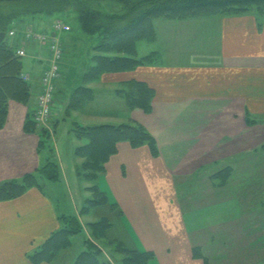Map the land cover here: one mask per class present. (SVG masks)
I'll list each match as a JSON object with an SVG mask.
<instances>
[{"label":"crops","instance_id":"1","mask_svg":"<svg viewBox=\"0 0 264 264\" xmlns=\"http://www.w3.org/2000/svg\"><path fill=\"white\" fill-rule=\"evenodd\" d=\"M66 17L41 16L34 28L49 34L63 49L50 127L55 126V132L64 117L82 111L85 116L93 115L94 107L103 106L107 111L120 104L122 113L109 110L98 115L97 126L140 124L153 135L158 147L154 155L149 145L134 148L129 142H120L117 153L105 165L100 187L117 204L111 207L116 211L111 233L118 225L129 242L114 237L131 249L153 252V264H209L201 234L212 232L221 221H213L211 211L199 212L205 208L195 204L190 210L197 212L185 211L183 201L190 187L192 202L199 200L205 205V190L200 185L206 180L211 184L212 170L216 169V175L228 168L229 159L235 157L231 155L239 153V264H264V225L260 223L264 206L258 201L260 190L254 183L258 174H264V162L240 158L264 148V16L250 13L185 21L155 19L152 40L157 45L167 40L161 51L148 54H158L155 62L103 74L100 80L86 85L93 91L92 101L70 112L73 94L85 86L91 60L83 57L85 65L79 68L72 57L80 37L64 34L69 31H54V22ZM158 23L173 33L164 35ZM90 40L94 50L101 39L95 35ZM13 43L25 50L23 57H29L27 65L23 58L22 62L32 96L26 104L9 103L7 122L0 130V185L20 180L46 161V156L38 153L39 134L27 132L25 123L34 114L42 75L51 67L54 53L47 43L48 47L25 36ZM132 82L144 83L155 92L151 112L129 107L120 91H128ZM90 105L92 110L85 112ZM76 123L90 127L74 121L72 132ZM76 149L73 147L74 156ZM54 150L61 170L59 182H44L42 190L32 188L20 198L0 202V264H32L27 254L61 228L59 218L63 215L78 216L84 226L90 223L82 221L84 215L69 188L71 177H76L91 195L86 190L89 184L77 174L83 160L76 156L72 164L65 165ZM82 192L79 189V194ZM60 196L70 199L65 210L55 204Z\"/></svg>","mask_w":264,"mask_h":264},{"label":"trees","instance_id":"2","mask_svg":"<svg viewBox=\"0 0 264 264\" xmlns=\"http://www.w3.org/2000/svg\"><path fill=\"white\" fill-rule=\"evenodd\" d=\"M6 2L11 4V9L8 13L0 12V34H6L4 41L0 43V130L6 125L10 101L26 104L32 96L31 85L23 78V57L17 53L20 45L14 44L13 38L10 37L13 26L24 24L23 21L27 18L75 15L80 29L85 34L100 36V43L94 47L91 65L84 77L85 86L79 87L73 94L68 108L70 112L69 110L80 109L92 101L93 91L86 85L100 80L103 74L134 70L155 62V54L145 57L137 55L138 42L154 38L155 19L237 16L253 8L264 12V0H0V3ZM114 4L119 5L123 11L113 12L110 6ZM120 92L125 94L130 108L151 112L155 92L146 84L132 82L128 91ZM33 116H28L25 130L39 134L38 153L45 155L46 161L35 172L26 174L20 180L2 183L0 202L20 198L32 188L42 190L44 182L57 183L61 180V170L55 161L50 131L48 128H39ZM73 132L77 139L85 141L75 151V155L83 160L77 167V174L89 184L86 190L91 193L81 211L83 215L88 214L91 208L104 205L115 208L117 205L101 189L100 181L105 173L106 163L117 153L118 143L129 142L134 148L149 145L154 155L158 153L155 138L140 124L84 127L76 123ZM224 172L226 171L216 174L214 178L226 174ZM59 219L61 228L39 248L27 254L32 264H52L62 251L73 246V237L77 235L83 236V249L73 264H110L105 259L104 251V248L108 247L123 256L122 264L154 262L153 252L131 249L116 239L111 233L112 223L107 217L87 224L90 235H87L78 216L63 215Z\"/></svg>","mask_w":264,"mask_h":264},{"label":"rangeland","instance_id":"3","mask_svg":"<svg viewBox=\"0 0 264 264\" xmlns=\"http://www.w3.org/2000/svg\"><path fill=\"white\" fill-rule=\"evenodd\" d=\"M11 4L6 3H0V12L8 13L9 9H11ZM111 10L113 12H122V8L117 5H111ZM12 11V10H11ZM250 13H255L259 15V17L264 16V12L259 11L257 8H253L250 11L240 14L237 16H246ZM41 16H35L32 18H27L23 22L24 24L15 25L14 28L11 29V31H15L16 37H13V41H17V39H22V36L27 34L28 32H33L36 34H41L35 30V22L38 18ZM215 17H229V16H219V15H211V16H197L193 18H186L181 20H171L167 18H157V19H163L165 21H185L190 19H202V18H215ZM34 19V21H33ZM29 20H32L29 22ZM63 23H68L71 27V31L65 32L64 34H67V36H79L78 44L79 47L77 49V53L75 57H72L77 63L79 62V68L84 67L85 63L82 61V58L91 60L94 50H93V43L90 41L89 35H86L79 27L78 19L75 15H70L69 18L66 17L64 20H62ZM55 23V22H54ZM162 23H158L160 31L164 30V35H170L173 33V30L165 29V25H161ZM22 26V27H20ZM203 26V25H202ZM198 27V26H195ZM23 28V29H22ZM35 28V29H34ZM63 33V32H62ZM61 32H58V34H62ZM43 35V34H42ZM20 38H18V37ZM49 36L50 35H46ZM12 40V39H11ZM154 40L149 39H143L138 42L137 44V50H138V57L151 54L153 52H159L161 51L160 48H165L167 40L159 41L158 45ZM46 46L47 44L44 43ZM96 45V44H95ZM48 47V46H47ZM92 47V48H91ZM75 54V53H74ZM157 54V53H156ZM155 54V55H156ZM69 55V54H68ZM158 55V54H157ZM29 57H23V60L25 64L27 65ZM91 62L88 63V65H91ZM61 64V62H60ZM102 102H104L105 96L99 95ZM37 100V97H36ZM93 107H88L84 111H91ZM109 110H115L117 113H122L123 107L118 104L115 107L110 106V108L107 109V111L104 109L103 106L94 107L93 111L95 113L93 115L85 116L83 114V111L79 113L78 115H73L70 118H65L64 120L61 119L59 126L55 128L50 127L49 122L44 125H38L39 128H48L51 135V143L53 148H56V151L58 152V155L63 159L65 165L72 164L74 152L73 147L81 146L85 141L78 140L75 135L72 132V125L74 121L80 122L81 124L85 126H97L100 125L99 120H97L98 115L103 114L104 112H108ZM53 116V114H52ZM34 118V116H33ZM50 121V119H49ZM248 123L252 122V119H249L247 121ZM245 144V143H244ZM231 155V154H230ZM231 156H235L233 159H229L228 161V168L222 170L226 171L220 175L218 178H213L211 184H209L206 180H203L204 184L200 185L202 190L204 191L205 197L202 199L205 202V205L203 202H200L199 200H196V202H192V199L194 197V194L192 193V190L190 187H187V194L186 199L183 201L185 205V211L187 212H197L196 210H190L194 208V204L196 207H204V210H201L199 212H209V215L211 218L217 221V224L211 228L212 232H204L201 234V240L205 244L206 248L204 251V255L206 256L209 264H239V153L232 154ZM55 161L58 162L56 155ZM241 159L248 160L254 158V160L262 161L264 162V148L260 147L259 150L256 151V153L252 155H241ZM213 175L215 176L216 169H213ZM221 172H218L219 175ZM224 182V183H223ZM254 183L257 184L260 192L258 194V197L260 198L261 203H263L264 206V174L263 176L258 174L257 177L254 178ZM222 184V185H221ZM69 188L72 190V196L75 197L77 200V203L79 205V209H83L84 206H86L87 198L90 197L89 194L85 193V189L82 188V183L79 179H76V177H71ZM79 189L81 190L82 194H79ZM255 191V189H254ZM52 192V191H51ZM56 194V191H54ZM55 196V195H54ZM198 196V195H197ZM80 197L82 198V201L80 200ZM57 201V199H56ZM55 204L57 205V208L60 210H65L67 208V205L70 203V199L65 200L62 196L59 197V200ZM262 213L260 215V223L261 225H264V207L262 208ZM115 209H112L110 206L104 205L100 207L91 208L89 211V215H84L81 219L84 223L88 222H95L99 221L103 217L109 218L111 223H113V220L116 221V218L114 217ZM215 223V222H214ZM85 229L87 232V235H90L89 229L87 228V225H85ZM114 233V236L118 235L117 237L121 238H128L127 233L122 229L119 228L117 225L115 229H112V234ZM113 236V235H112ZM73 246L65 251H62L55 261L52 264H73L75 258L80 253V251L83 249L82 241L83 236L77 235L73 237ZM127 242L129 240L126 239ZM105 251V259H107L110 264H122L121 260L123 256L116 252L115 249L108 247L104 248ZM201 251V250H200ZM262 257V256H261Z\"/></svg>","mask_w":264,"mask_h":264},{"label":"built area","instance_id":"4","mask_svg":"<svg viewBox=\"0 0 264 264\" xmlns=\"http://www.w3.org/2000/svg\"><path fill=\"white\" fill-rule=\"evenodd\" d=\"M53 29L55 32L57 31H70L71 27L62 21H56L53 25ZM15 31L10 32V37H15ZM26 40L37 42V43H47L49 48L54 53V59L51 67L46 70L41 79V91L37 96L36 100V109L34 111V120L38 125H44L49 122V119L52 117L53 110L55 108L56 103V80L59 78L61 64L60 61L63 56L62 47L54 41L53 38L36 34L33 32H28L24 35ZM18 55L23 57L26 52L24 49L19 48L17 51ZM25 80H28L26 75H23Z\"/></svg>","mask_w":264,"mask_h":264},{"label":"water","instance_id":"5","mask_svg":"<svg viewBox=\"0 0 264 264\" xmlns=\"http://www.w3.org/2000/svg\"><path fill=\"white\" fill-rule=\"evenodd\" d=\"M5 37H6L5 33L0 34V43L4 41Z\"/></svg>","mask_w":264,"mask_h":264}]
</instances>
